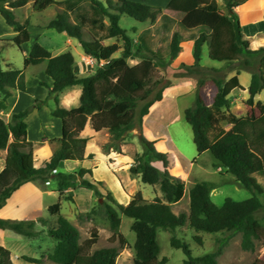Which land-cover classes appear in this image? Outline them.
Here are the masks:
<instances>
[{
    "label": "trees",
    "instance_id": "obj_1",
    "mask_svg": "<svg viewBox=\"0 0 264 264\" xmlns=\"http://www.w3.org/2000/svg\"><path fill=\"white\" fill-rule=\"evenodd\" d=\"M150 0L134 2L131 0H0V14L6 24L17 33L13 39L0 38V100L7 101L15 91L27 92V78L24 70H17L12 65L4 69L1 54L4 48L13 43L24 52L23 45L31 40L30 23H21L15 13L34 2V9L43 12L51 6H62L49 23L48 29L65 33L76 39L83 52L93 59L98 68L94 73L79 75L75 68L72 52L58 56L35 43L29 55H25V70L30 66L46 65L45 74L53 81L49 86L45 100H35V106L12 115L11 122L0 117V151H7L4 169L0 172V210L7 201L25 184L38 180L46 181L55 177L61 195L78 186L92 190L95 196L105 197L99 189L103 183L90 181L92 169L80 168L74 173L60 172L59 166L66 161L83 162L90 138L82 134L91 123L97 133L108 131L112 142L104 145L105 152L121 153V145L130 132L141 130L139 143L143 152L134 158L130 173L143 183L156 188L157 196L148 201L142 193L136 194L128 205L119 203L113 193L108 191L105 212L110 227L115 233L111 243L119 241L120 249L129 246L125 236L119 233L122 225L121 215L133 220L131 230L136 234L134 250L135 264H167L168 258H160L161 248L158 242L160 230L172 234L171 246L185 254L183 264H218L223 254V246L236 235H242V247L254 251L256 241L263 242L264 224L257 218L264 211V204L259 194L264 193L260 180H264V104L255 103V97L264 91V47L251 49V41L242 31V24L236 9L249 0H171L163 9L149 5ZM160 14L181 23L182 28L194 30L204 28L195 39L193 47L194 64L187 67L190 73H201L205 45L209 48L211 60L231 65L243 61L242 71L251 74L249 99L247 105L253 112L238 117L230 111L229 96L236 90H245L237 75L228 81H216L217 94L213 105L207 106L196 92L195 103L184 112L187 123L192 127L194 143L199 156L210 152L217 165L235 176L252 197L245 201L225 200L217 205L211 198L213 187L207 182L195 184L190 191V208L186 212L175 214L172 205L180 203L186 194V182L171 174L169 154L161 152L155 141H150L142 132L143 120L150 114V109L164 99L166 89L172 87L166 77L160 76L159 69L167 68L182 51L179 34L175 33L170 44V58L163 59L147 55L143 47L136 43L129 31L122 28V16H128L138 23H153ZM72 16L74 20L72 21ZM137 32V27L132 28ZM91 38H87V36ZM111 39H120L119 44H106ZM119 54V57H115ZM258 58V62L254 59ZM139 59L136 65L129 60ZM186 67V66H184ZM256 67V68H255ZM255 68V69H254ZM219 72L217 68H207ZM205 81H199L201 88ZM81 86L82 95L78 107H62L61 94L68 88ZM48 101L54 107L51 115L62 121L61 148L51 157L44 168L35 167L34 143L29 139L27 117L36 108L41 110ZM155 107L152 108V111ZM259 112L257 114L256 112ZM90 160L93 155L88 157ZM161 162L164 170L154 165ZM160 194V195H159ZM63 197V196H62ZM67 200L73 201L70 195ZM62 203L51 205L49 213L58 217L57 227L49 230V235L58 243L50 260L55 264H117L120 249L116 247L94 250L99 242L97 232L80 242L79 229L62 216ZM189 221L191 229L216 235L227 231L229 235L221 240L220 247L214 253L196 257L185 240L178 238L175 231L186 226ZM38 222L47 225V221H19L0 217V230L13 231L26 238H36ZM195 241L202 245L201 237ZM32 264H41L40 259L24 257ZM0 264H13L11 252L0 245Z\"/></svg>",
    "mask_w": 264,
    "mask_h": 264
},
{
    "label": "rangeland",
    "instance_id": "obj_2",
    "mask_svg": "<svg viewBox=\"0 0 264 264\" xmlns=\"http://www.w3.org/2000/svg\"><path fill=\"white\" fill-rule=\"evenodd\" d=\"M102 1L106 2V0ZM131 1L142 2V0ZM170 1L171 0H150L147 3L151 6L164 9ZM219 2L221 6H223L222 1L219 0ZM63 9L62 6H51L43 12H37L34 9V2H30L25 7L15 11L21 23L25 24L27 21L30 23L29 30L32 35L30 42L25 44V48H31L32 45L38 41L50 51L59 49L56 53L59 51H64L63 53L73 52L77 57V52L83 53V49L76 39L74 40L76 45L70 46L67 35L65 36L55 30L48 29V23L59 12H62ZM246 18L247 16L244 18V21L247 20ZM73 20L74 17L72 16V21ZM3 22L0 19V38L10 39L9 37L12 35L7 32L6 26L9 28L11 27L6 24L5 20ZM120 25L122 28L129 31L131 37L136 43L143 47L147 55L157 56L163 59L170 58L172 37L175 33L179 34L182 51L167 68L159 69V74L160 76L166 77L167 81L171 82L173 86H183V91L180 93V96L176 95L174 97L175 99H172L167 93V101L165 100L166 102L162 104L156 103L153 106L155 108L152 111V116H146L148 118H144L142 127V132L145 134V121L149 137L150 135L157 136L160 134L161 137L154 141L158 144L164 143L162 146L168 149L170 159L169 170L171 174L186 182L187 194L179 204L172 207L173 212L175 214L186 212L190 215L191 208L188 190L195 184L201 182H207L213 187L211 198L220 206L223 205L228 198L235 201H245L251 198L252 194L237 181L235 176L227 173L226 169L217 165L210 152H205L199 156L197 147L194 143L192 127L187 123L184 117L185 110L192 107L195 103L197 90H199L206 104L212 99L213 94H215L216 97V81L222 79L226 82L232 78L231 76L238 74L239 71L242 72L244 69L243 61L231 65L213 61L209 57L208 48L205 47L202 58L203 70L199 74L190 73L187 67L194 64V58L193 48H190L189 44L195 42V39L199 37L195 32H190L182 28L180 22L170 19L166 14H160L153 23H138L128 16H122ZM261 25H258L259 27L257 28H261ZM133 27H137V32H132ZM87 38L89 39L91 37L88 35ZM115 43L120 46L123 44L120 39L106 41L107 45ZM261 43H264V33L254 37L253 45L251 39V49L257 50L259 47H253ZM115 57H119V54H116ZM1 59L3 68L6 70L10 65L17 70H24L27 78V86L29 83V88H27V91L29 89L28 93L26 92L24 95H19L17 100L8 99L6 102L0 100V117L6 122H11L13 111L16 113L22 112L29 107L35 106L36 99L42 101L46 99L48 89L42 87L41 83L45 82L43 78L47 80L48 77L46 75V77L43 76L45 64L30 66L25 70V54L13 43L8 44L4 48ZM254 61L258 62V58H255ZM86 62L90 64V61L86 60ZM139 62V59L129 60L131 65H136ZM215 66H221L217 68L220 70L219 72L208 71L207 68H216ZM97 68L98 64L94 62L89 72L94 73ZM83 73L84 74L81 76L85 75V72ZM201 80L205 81V84L200 88L198 85ZM15 92L13 97L17 94ZM69 93L65 94V101L70 99L71 95L75 94V92ZM248 99L249 95L244 92L240 90L234 91L229 96L230 111L238 117L251 114L253 109L247 105ZM60 100L62 102V99ZM260 100L264 102V93ZM79 103L80 99H75V101L67 103V109L76 107ZM53 107V102L48 101L41 110L34 108L27 119L29 125V139L34 143L33 150L36 168H44L46 163L58 151L59 139L50 140V137H59L62 134V127L59 129L55 121L61 120L51 115ZM152 108L150 109V113ZM256 113L259 114L258 111ZM140 132L141 130L139 128L130 132L126 141L121 145L122 152L118 153L122 156L128 155L131 161H127L126 158L121 159L117 157V161H111V164H106V166L104 165L100 168L98 175L102 177V181L106 182L107 185L99 181L103 183L102 186H99V189L105 197L99 198L95 196L92 190L80 186L69 189L64 195H61L58 181L55 177H50L46 181L38 180L32 182V185L29 186L30 188L27 187L21 190L7 201L4 208L0 210L1 218L19 221L37 222L40 219L47 221V225L38 222L36 230L39 235L33 239L26 238L13 231L0 230V245L11 252L13 264H32L27 262L24 257L40 259L41 264H55L50 260V257L55 253L58 243L49 235V230L57 227L58 217L51 215L48 208L59 201L62 203V216L67 218L79 229L81 243L89 239L92 232H97L99 235V242L94 247V250L108 247L120 249L119 241L115 243L110 242V238L115 231L110 227L105 212L104 204L105 202H110L109 199L106 198L108 191L113 193L119 203L126 205H128L132 198L138 193H142L144 198L148 201H153L157 196L155 187L143 183L139 178H134L130 173V168L134 165L135 156L143 152V147L139 143ZM90 142L93 144V147H91L89 151H97L101 148L104 153L114 152H105L103 149L105 144L112 142V136L106 130L101 133V135L96 136L92 141L90 140ZM6 154L7 151H0V165L4 163ZM92 161H94V155L91 159V163L95 165V162ZM158 166L161 170H164L161 162H158ZM79 168L77 163L68 161L61 165L59 171L74 173ZM90 177V175H87L85 178L91 181ZM260 183L264 187V180H260ZM70 195L73 197V201L67 200V197ZM258 196L264 204V193ZM121 218L122 225L118 231L127 238L129 246L125 249H120L117 264H135L136 252L134 250V245L136 242V234L131 230L133 220L123 215H121ZM257 218L264 224V211H260L257 214ZM175 235L185 240L193 251L194 256L200 257L216 252L220 247L221 240L226 238L229 233L223 231L214 235L206 232H197L191 229L188 221L186 226L176 229ZM171 236L172 234L168 231H159L158 242L161 248L160 258H168L169 261L167 264H183L186 259L185 254L182 250L171 246ZM195 237L202 238V245H199L195 241ZM218 264H264L263 242L256 241L255 250L246 251L242 247V235L236 234L230 239L227 245L223 246V254L218 258Z\"/></svg>",
    "mask_w": 264,
    "mask_h": 264
},
{
    "label": "crops",
    "instance_id": "obj_3",
    "mask_svg": "<svg viewBox=\"0 0 264 264\" xmlns=\"http://www.w3.org/2000/svg\"><path fill=\"white\" fill-rule=\"evenodd\" d=\"M236 13L238 14L239 18H240V21H241V24H242V31L244 33V35L250 39H252V45H253V41H254V37H256L257 35L261 34V33H264V0H249L248 2H246L244 5L240 6L239 8L236 9ZM252 14V16H251ZM165 15V14H164ZM247 16V20L244 21V18ZM261 18V19H259ZM0 19L1 21L3 22L4 19L2 18V16L0 15ZM172 19V18H170ZM4 23V22H3ZM263 24V25H261ZM258 25H261V28H257L259 27ZM6 29H7V32L8 33H11V37H9L10 39H13L16 37L17 33L14 32L13 29L9 28L6 26ZM190 32H195L198 36L200 35V33L202 32H206V30H204V28H197V29H194V30H189ZM63 35L66 36L65 33H63ZM69 38V41L68 43L70 44V46H73V45H76V43L74 42L75 39H72L70 37ZM35 43H39L38 41H36ZM34 43V44H35ZM34 44L32 45V47L34 46ZM190 48H193L194 47V42H191L189 44ZM31 48H25V44L23 45V50H24V54L25 55H29L30 51H31ZM207 47L208 48V45H205L204 48ZM253 47V46H252ZM258 47H264V43H261V44H258L257 46L253 47V48H258ZM59 50V49H54V51H50L52 53L53 56H58L60 54H62L64 51H59L58 53H56V51ZM209 50V48H208ZM203 52H204V49H203ZM73 53V52H72ZM78 54V57L76 55H74V58H75V64H74V68L76 70V72L79 74V75H83L85 72V75L88 74V72L91 70V66L93 65V63L95 62L93 59H91L90 57H88L84 52H77ZM204 54V53H203ZM86 60L90 61L88 64L86 62ZM220 63V62H219ZM223 64V63H222ZM221 64V66H222ZM210 66V65H209ZM221 66H215L216 68L218 67H221ZM46 68V66H45ZM45 70V69H44ZM90 73V72H89ZM45 71L43 73V76H45ZM237 74H235L234 76H236ZM234 76H231V77H234ZM238 78H239V81L241 83V85L245 88V90H240L241 92H244L245 94L249 95V86H250V83H251V74L249 72H246V71H242L239 75H237ZM231 79V78H230ZM43 80L49 85V86H52L53 85V81L50 79V78H43ZM28 88H29V83H28ZM183 86L181 85H175L171 88H168L166 89L165 93H164V99L163 101L157 103V104H162V103H165L167 100V93L172 97V99H175L174 97L176 95H181L180 93L183 91ZM236 90H239V89H236ZM234 90V91H236ZM29 91V89H28ZM27 91V93H28ZM48 91V90H47ZM218 91V89L216 88V91L215 93ZM233 91V92H234ZM70 92V93H69ZM72 92H75L74 95H71L70 96V99H67L65 101L64 97H65V94L69 93L71 94ZM232 92V93H233ZM15 93H17L15 95V97H11L10 99H18V96L19 95H24L26 93H23V92H19V91H16ZM264 93V91H262L260 94H258L256 97H255V101L256 103L257 102H262L260 100L262 94ZM81 95H82V88L81 86H74V87H71V88H68L66 89L62 94H61V99H62V102H61V105L62 107H66L68 108V104L69 102H72V101H75V99H80L81 98ZM250 96V95H249ZM47 98V97H46ZM9 99V100H10ZM214 99H215V94H213L212 96V99L209 100L206 104L208 106H211L213 105L214 103ZM166 100V101H165ZM264 104V102H262ZM80 104V103H79ZM79 106V105H78ZM76 106V107H78ZM72 108H75V107H72ZM14 109V108H13ZM36 110V109H35ZM16 112L13 111V114H15ZM148 116H152V114L150 113ZM148 118V117H146ZM28 119V117H27ZM27 119H26V122H27ZM58 119V118H57ZM60 120V119H59ZM59 126V129L62 127V121H58V120H55ZM28 124V123H27ZM29 127V125H28ZM62 130V128H61ZM144 130L146 131L145 132V136L148 137V139L150 141H154V140H158L160 136V134H158L157 136H151L149 137V134L147 133V125L144 121ZM104 132V131H103ZM103 132H99L97 133L96 131H94V129L92 128V125L91 123H89L87 126H86V129L85 131L83 132L82 136L83 137H90L91 138V141L98 135H101V133ZM61 133V132H60ZM163 133V132H162ZM62 137V134L59 136V137H50V140H55V139H60ZM58 150L61 148L62 144L59 142L58 143ZM162 144H158L156 143V147L159 151L161 152H165V153H169L168 149H165L162 145ZM161 146V147H159ZM93 147V144H91V142L89 143L88 147H87V151H86V159L83 161V162H79V161H75V163H77L79 165L80 168H88V169H92L93 171V177L91 179V181H102V177H99V172H100V168H102V166H106V164H111V161H115L116 159L118 160L117 157H120L121 159H124L126 158L127 161H131V158L128 156V155H120L118 154L117 152H110V153H104L102 151L101 148H99L97 151H89L90 148ZM94 155V161L92 162H95V165H93L91 163V160L88 158L89 155ZM119 158V159H120ZM116 160V161H117ZM68 162V161H66ZM66 162H62L59 166V168L61 167V165H63V163H66ZM99 165V166H98ZM154 165L156 167H158L160 169V167L158 166V162L157 163H154ZM4 166H5V161L4 163H2L0 165V172L4 169ZM79 168V169H80ZM164 168V166H163ZM79 169H77L76 171H78ZM59 171V169H58ZM103 182V181H102ZM32 182L30 183H27L25 184L24 186H22L15 194H17L18 192H20L21 190L23 189H26L27 187L30 188L29 186L32 185L31 184ZM105 185H107L106 182H103ZM186 190H187V187H186ZM190 191L191 189L188 190V194L190 196ZM14 194V195H15ZM186 194H187V191H186ZM185 194V195H186ZM129 198V197H128ZM189 202H190V197H189ZM129 203V202H128ZM179 204V203H178ZM123 205H126V204H123ZM174 205H172L173 207ZM1 212V211H0ZM0 217H1V214H0Z\"/></svg>",
    "mask_w": 264,
    "mask_h": 264
}]
</instances>
